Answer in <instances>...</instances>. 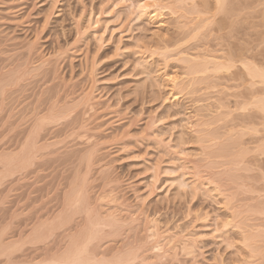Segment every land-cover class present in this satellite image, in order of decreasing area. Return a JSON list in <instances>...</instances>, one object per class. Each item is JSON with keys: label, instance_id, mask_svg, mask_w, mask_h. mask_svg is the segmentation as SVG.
I'll return each mask as SVG.
<instances>
[{"label": "rangeland", "instance_id": "rangeland-1", "mask_svg": "<svg viewBox=\"0 0 264 264\" xmlns=\"http://www.w3.org/2000/svg\"><path fill=\"white\" fill-rule=\"evenodd\" d=\"M161 1L164 2L162 6L170 2ZM132 2L133 0H125L123 3H118L116 0H0V81L2 79L7 81L8 77L5 75L9 71L15 72L19 70L18 67H21L20 70L23 67L22 72L18 71L21 73H18V76L17 71L16 75L12 73L17 78L15 76L13 78L10 74L12 77L9 78L15 80V84L9 85L4 82L3 89L6 90L3 98L0 97V242L3 240L7 244L12 243V240L16 242L23 235L26 237L25 234L29 233L34 219L40 218V215L42 218L46 217V213H43L47 212V209L48 212H52V209L55 210L60 205V195L67 189H65L66 181H71L72 175L74 176V172L77 171L76 166L80 163L77 157L75 159L78 164L76 160L69 159L68 154L72 155V152L68 150L71 146L76 149L73 145L81 142L82 145L84 142L83 136H80L82 140L73 138L75 142L70 143L69 141L72 140H69L60 145V139L63 141L61 137L64 138L65 134L57 139L60 135L58 136L55 131L59 127H55V130L53 126L51 129L55 130L53 132L57 136H53V132L51 136L50 131L47 133L52 140L55 138V142L56 139L59 140L57 143L60 147L55 145L45 153L51 155L53 150L55 151L53 154L57 155L60 152L59 157L50 156L56 158L55 162L54 158L52 160L49 157L46 160L42 158L39 167L38 161L37 164L32 165L33 167L37 165L34 168L38 174L32 171L33 168L30 172H26L29 176L25 173L27 177L20 174V171L15 175L13 172L14 176L8 174L7 177V171L6 174L3 172L7 167L5 163L7 155L5 157L3 155L9 152L13 155L12 151L18 153L17 145L20 147L23 143L21 141H24L20 137L22 132L19 134V131L25 130L30 125H26L24 129L18 128L24 127L19 126L24 119L20 113L22 115L32 113L37 101L36 106L39 105L37 109H43L45 105L48 108V104L58 97L66 102L68 97L65 96L72 94L69 97L71 101L68 99L71 107V103L79 102L83 90L88 91L93 87L94 101L97 103L93 111L82 105H79L78 110L77 104L71 108L73 110L76 108L74 114L78 113L77 119L78 122L80 121L78 124L82 122L87 124L90 134L87 132L86 135L92 134L95 139L100 138L102 144L104 143L101 150H97V153L100 151L99 156L96 153V159H93L91 167L88 166L89 169L87 162L85 166V160L82 164L84 166L78 165L79 168L82 166L79 170L81 174L88 178L85 187L88 189L86 191L90 196L92 207L98 209L100 207L103 215L108 214L107 211L121 214L117 216H123L122 218L128 219V222L134 217L135 231L141 241H145L144 238L148 235L146 228H149L151 224L149 222L155 220L160 233L164 234L161 238L164 249L168 255L175 252L176 261H181L179 264H257V262L259 264L257 258L264 264L263 259L257 257L264 251V244L261 241H258L260 244H251L244 239L245 230L264 234V216L257 213L252 216L247 213L252 219L255 218L251 220L248 215L249 222L245 220L246 223H243L247 226L237 221L242 219L240 217L243 208L264 205L262 199L264 198V153L257 150L258 145L255 144V136L252 134L247 135L251 140L247 136L240 138L237 130L231 138L228 135L229 117L225 115L228 113L226 107L228 101L226 95L220 92L226 85V80L220 79L223 76H220L219 81L217 79L214 82L207 78V82L206 76H203L205 79L200 75L197 78L193 77L195 74L189 67L193 65L192 59L195 56V60L198 57L204 58V55L210 53L211 48L215 49L218 37L212 36L211 28L205 29L196 36L189 20L180 19L179 15L175 14H179L178 12L168 8L163 10L161 19L153 17L152 14L139 19L131 10ZM191 3L188 2L187 6L190 7ZM187 6L186 8H189ZM213 12L211 11V15ZM187 23L190 24V28ZM32 44L35 47L33 52L28 51ZM184 54L186 57L189 56L191 63ZM180 56L185 58L180 59ZM190 56L193 58L191 59ZM174 78L183 82L179 83L177 90L173 89L171 84ZM12 80L10 84L14 82ZM57 90L61 91L57 92ZM47 95L48 97L52 95L54 98L48 99ZM46 97L49 103L46 100L44 104L43 100ZM230 106L236 109L233 102ZM83 110L88 113H84ZM44 111L47 112V109L45 108ZM41 112L42 110H39L38 115L35 109L33 114L41 116ZM33 114L29 115V120L34 117ZM237 114L239 113H234V118L238 116ZM26 121L22 124H27ZM83 123L80 125L82 126ZM78 128L81 130L79 125ZM17 135L23 140L20 138L16 140ZM232 138L238 140L235 141L236 145ZM95 139L93 140L99 142ZM231 140L233 143L230 142ZM78 144L76 150H79V147L83 149V146ZM85 144L84 146L88 147V144ZM237 145H241L242 148ZM237 148H240V151ZM245 148L247 151L244 150ZM218 151L219 153L224 151L225 155L224 153L220 155ZM228 153L235 157H226L229 156ZM62 154L66 156L61 157ZM184 158L187 160H182ZM194 166L195 172L201 171V174L199 171L197 173L207 179L211 176L209 181L214 179L215 184L211 183L209 186L210 184L205 182L203 186H197L198 188L195 189L192 186ZM212 175L215 178H212ZM23 176L26 178L22 179ZM217 185L220 186L219 192L218 187H215ZM230 195L233 198L230 197L232 204L226 206ZM259 198L261 200L258 201ZM36 211H39V214ZM234 212L241 215L235 213L238 216L236 217ZM247 217L245 219H249ZM232 219L236 221L233 224ZM134 234L133 232L132 235ZM183 236L187 241L189 239L187 244L193 243L191 258L184 256V251L181 249L183 242L186 241ZM28 246L26 245L23 251L19 252L20 254L17 253L18 251L14 252L15 254L11 255L12 262L20 260L31 262L33 259L39 261L46 257L42 251L39 252L43 254L35 251L33 246L29 244ZM255 247H260L259 254L255 253ZM1 250L0 264H5L8 260L1 255ZM24 250L29 253L25 252L22 256ZM166 262L170 264V260Z\"/></svg>", "mask_w": 264, "mask_h": 264}, {"label": "bare ground", "instance_id": "bare-ground-1", "mask_svg": "<svg viewBox=\"0 0 264 264\" xmlns=\"http://www.w3.org/2000/svg\"><path fill=\"white\" fill-rule=\"evenodd\" d=\"M116 1L118 3H121V2L123 3L125 0L124 1L123 0H116ZM169 1L170 2L167 3V5L165 4L166 6L165 5L162 6L161 4H163L164 2L161 3L162 2L161 0H136V1L133 0L132 4L130 6L132 7L131 10H132L133 14H137V17L139 19L143 18L144 16H147L148 14H152L153 17L161 19L163 16V10H165L167 8L170 9L171 11L174 10V11L179 13V14H177V13H175V14L179 15L178 17H180V19L183 18V19H186V21H187V19L189 20L190 24L192 25L193 31L195 32V35L197 34L196 36H199V34L202 31H204L205 29H208V28L212 29L210 31V32H212V36L216 35V37H218L216 40L217 41L216 46H218V48H216V46L213 45V46H215V49L212 50V48H211V50L209 51L210 53H208V54L205 53L206 55H204L205 56L204 58L203 57L199 58L197 56L198 58H197V60H195L194 58L196 56L194 58L190 56L191 59L193 58L192 60L194 61V62L192 61L193 65L189 66L191 68V72L193 71V73L195 74L193 77L196 76V78H197V76L199 77V75H200V77L206 76V80L208 78V80L210 79L214 82L217 79H218L217 81H219L220 76H223V78H220V79H222L223 81L226 80V85L223 88V90H221L220 92H222L226 95V98H227L226 101H228V105L226 106L228 108V113H225V115L227 114L226 116L229 117L228 122H227L228 135L231 138L233 136V134H235L239 131L240 138H243L244 136H247L248 134L249 135L252 134L253 136H255V139L253 138L255 141V144L258 145V146L255 145L254 147L256 148V146H257V150L259 152L261 150V153L262 152L264 153V0H169ZM188 2H192L191 6H190L191 8L189 6H187ZM186 6L189 8H186ZM150 10H152V11L150 12ZM211 11H214L212 15H211ZM220 14H222V16ZM188 15H190V16L194 15V17H190V16L188 17ZM219 15H220V17H219ZM190 18H192V19H190ZM184 21L185 20H183L182 22H184ZM190 24H188V27ZM237 25L238 26L241 25V26L237 27ZM213 32H214V34H213ZM210 35H211V33H210ZM32 45H33V47H32ZM32 45L29 47L28 51H31V52L34 51L33 50L35 48L34 44H32ZM203 47H204V45H203ZM204 48L207 49V47H204ZM30 54H32V53H30ZM185 57H186V55H185ZM185 57H181L180 59L185 58ZM186 58L188 59V62L191 63L189 56ZM183 61H184V59H183ZM43 65H44V63H43ZM42 66H40V67L43 69L44 66L43 67ZM189 67L187 66V68H189ZM18 68L20 70L21 67H18ZM38 69H39V67H38ZM19 70H16L17 72L15 71L17 76L19 75L18 73L23 71V67H22V70H20V72H18ZM53 70H55L54 67H53ZM56 71H58V70L56 69ZM187 71H190V70H187ZM10 72L11 71H9V73H8L9 75L8 74L5 75L6 77H8V78H6L7 81H5V79H4V81H2L3 80L2 79L1 81L3 82V84L0 83L1 84L0 85L1 86L0 87V94H2V96L0 95V97H2V98L4 95L3 94L4 90H6V89H3L4 82L8 83L9 85L15 84V80H12L11 78H9V77H12L13 76L12 73L15 74V72H11V73ZM27 72H28V75H30L28 69H27ZM27 72L25 71V73H27ZM44 73H45V71H44ZM54 73H56V72H54ZM14 76H13V78H14ZM17 76H15V78H17ZM22 77H24V75ZM8 79H11L14 82L12 84H10L11 80L9 81ZM203 79H205V77H203ZM202 80H201V82H202ZM208 80H207V82H208ZM212 81H210V82H212ZM199 82H200V80H199ZM179 83H183V82H180V79L176 80L175 78L173 80H171V84L173 85V89H176L178 87V85H180ZM193 84H194V82H193ZM9 85H7V86L10 87ZM215 86H216V84H215ZM211 87H213V86H211ZM218 87H220V86H218ZM179 88H178V90H179ZM92 89H93V87H91L88 91L83 90L81 92L82 93L81 96H80V94H78L80 96V97L78 96L79 102L74 103L72 101L73 103H71V107H70V103L68 104V99L72 94L70 95V93H69L70 96H65V97H68V99H66V102L61 101L59 97L56 98V100H52V98H51L50 100H52V101L50 104H48L49 102L47 100V97L49 95H47V97L44 98V100L42 98L41 99L43 101H45L44 104H46V100H47L48 108H47V105H45L46 107L43 106L44 107L43 109L42 108L37 109V107H39V105L36 106V104H38L37 103L38 101L35 103V105L33 104L36 108L34 106H32L36 109V114H38V115H39V113H37V112L39 110L40 111L42 110V112L40 114L41 116H38V115L35 116L36 114L35 115L33 114V112H35V109H33L34 110L33 111L31 108L30 109L33 112L30 114L34 115V117H31V120H29V118H28L31 116L29 113L27 115L25 113L23 114V115H25V117L27 116L26 119L20 113V115L24 118L23 121L27 120L26 121L27 124L24 125V124H22L23 121L22 122L20 121L21 125H19L20 122L18 125L19 126L23 125L24 127H18V126L17 127L19 129L20 128L24 129L26 125L27 126H28V124H30V125L28 127H26L25 130L21 131V129H20V131H19V134L22 132L20 137H22L24 139V141H21V143L22 142L23 143L20 144V147H18L19 145H17L18 153H15L14 151H12L13 155L11 154V152L4 153V155H3V157H5L7 155V159L5 158L7 161V162L5 161L7 167H5L6 165L5 166L3 165L6 169V170H3V172L5 173L7 171L6 172L7 177H8V174L14 176L17 171H20L19 173L23 174L24 176H26V175L29 176V173L27 174L26 172H30V170H32L34 167L36 168L37 165L39 167V164L42 161V158H44L43 160H46L47 157L50 158L51 155H54L53 153H55V151L53 152V150H51L52 152L51 151L50 152L52 154L50 155V153H47V154L45 153V152H47V150H50L55 145H56L55 147H57V146L60 147V145L63 144V142H66L69 140H72L69 142L73 143L76 141L75 139L76 138L79 139L80 136H83L84 142L82 145H81L82 142L79 144L77 143V144L80 146H83L82 147L83 149H81L79 147V150H76V149H78L76 146L77 144H76V145H73V147L75 146L76 149L72 148V146L70 147L71 150L68 148L70 150V151L68 150V152H72V155L69 153L71 156L68 154V152H65V151L64 152L66 154H68V156L70 157V158L69 157L68 158L70 160L72 158L71 161L77 159L80 162L78 164V161L76 160L78 165H82L85 163V166H86V162H87V164H88L87 168L88 169H89V167H91L93 165L92 164L93 159L94 158L96 159L95 156H96L97 150L100 149L101 147H103L104 143L102 144V142L100 141V138L95 139L92 136V134L91 135L87 134L88 135L87 136L86 133L87 132L89 133V131L86 127L87 124L86 123L84 124L83 122L82 123L84 126L80 125L82 123L78 124L80 122V121L78 122V119H77L78 113H77V115L74 114V113H76L75 112L76 108H78V110H79V107H80L79 105H82L83 107H87V108L89 107L91 109V111L94 110L93 107L96 106L97 103H96V101H94L95 98H94ZM214 89L216 90V88L213 87V90ZM43 91H45V90H43ZM60 91L57 90V92H60ZM50 92H52V91H50ZM42 93H44V92H42ZM56 93L53 94L54 97H56L55 96ZM42 96H43V94H42ZM63 96H64V93H63ZM63 96H62V98H63ZM50 97H53V96L50 95ZM50 97H48V99ZM69 101H71V100L69 99ZM232 102H233V106L235 105L236 109H233L230 106V104H232ZM74 104H77L76 105L77 107L74 108V110H73L71 108H73L75 106ZM40 105L42 106V104H40ZM45 108L47 109V112H45L46 110L44 111ZM89 108H88V110H89ZM31 110L29 112H31ZM84 111L85 110H83V112ZM235 112L239 113V114H237L238 116L236 118H234V116H233ZM84 113H88V112H84ZM21 116L19 117V119L21 118ZM25 121L23 123H25ZM28 122H30V123H28ZM78 125L80 126V129L82 131L84 129L83 132L85 135L82 133L81 130H79ZM53 126H54V128L59 127V129L57 128V131H55L56 128H55V130L51 129ZM84 127H86V128H84ZM225 127H226V124H225ZM76 129L79 131H77ZM53 130L56 132V134L58 136L60 135L59 138H57V139H60L61 135H63V134L66 135V136L64 135V138L61 137L65 141L64 140L62 141L60 139V141H61V143H59L60 145L57 143L59 140L56 139V142H55V138L53 139L54 140L53 141L52 138L50 137V135L52 136L51 132H53ZM199 130H201V129L199 128ZM205 130L207 131V129H205ZM236 130H237V132H235ZM49 131H50V135L47 133ZM56 134H54V132H53V136ZM47 135L49 138H51L50 139L51 142H49L48 137H47L48 139L46 138ZM93 135L96 136V134H94V133H93ZM97 135L99 136L98 133H97ZM210 135H212V134L210 133ZM228 135H226V136H228ZM19 138L17 135L16 140H19ZM22 138H20V139L23 140ZM66 138H68V140H66ZM73 138H75L74 139L75 141H73ZM248 138L250 139V137H248ZM85 139H87V140L85 141ZM91 139L92 140L93 139L99 140L100 143L97 141H94V140L92 141ZM228 140L229 139H227V141ZM43 141H45V142H43ZM235 141H238V140L236 139L233 142L235 143ZM230 142H232V140ZM19 143L20 142L18 141V144ZM85 143L88 144V147ZM216 143L219 144V142H216ZM64 144H66V143H64ZM84 144L86 146H84ZM251 144H252V142H251ZM235 145H236V143H235ZM237 146H239V145H237ZM84 147H87V148H84ZM240 148H242V146ZM55 149H57V148H55ZM233 149H235V148H233ZM59 150H58V152H59ZM244 150L247 151V148H245ZM224 151H222L221 153H224ZM61 152H63V151H61ZM243 152H241L242 156H244ZM59 153L57 155H54V156L59 157ZM98 153H97V156H99ZM218 153H219V151H218ZM218 153L216 152V154H218ZM221 153H219V154L222 155ZM230 154H229V156H226V157L231 158L232 155L230 156ZM245 154H248V153H245ZM45 155H46V157H45ZM63 155L64 154H62L61 157H63ZM224 155H225V153H224ZM254 155L256 156L255 152H254ZM64 156H66V155H64ZM79 156H81V157H79ZM233 157H235V156H233ZM245 157L247 158L246 155H245ZM252 157H254V156H252ZM263 157H264V155H263ZM53 158H54L53 161L55 162V159H56L55 157L52 156L50 159L52 160ZM180 158H182V157H180ZM220 158H221V156H220ZM65 159H66V157H65ZM243 159H244V157H243ZM84 160H85V162H84ZM182 160H187V158H184ZM36 161H38V164ZM53 161H52V163H53ZM213 161L216 162L214 159H213ZM76 162L74 164H76ZM34 163H36L37 165L35 164L36 166L33 167L32 165ZM78 165L77 166L75 165L77 167V169H75V170H77V171L74 172L75 173L74 176L72 175L73 179L71 178L70 179L71 181H66L67 184L65 186V189L66 188L67 189H66V191L63 192L62 195H60L61 196L60 205H58L59 207L58 206L56 207L57 209L56 208H55V210L50 209L52 211V212L49 211L50 213L48 212V209H47V212L44 210L45 211L44 213H43V211L41 212V210H40L41 213H43V214L46 213V215H45L46 217H43L45 219H43L40 215V218L37 217V219H34L35 221L32 220V221H34V223L31 224L32 226L30 227L29 233L25 234L26 237H24V235H23V237L22 238L20 237L21 239L19 238V240H17L16 242L13 240L11 241L12 243L7 241L8 242L7 244H5L6 242H4L3 240H2V242H4V243L0 242L3 244V245L0 244V245H2V248L0 247V249H2L1 255L7 257L6 260H8V262L5 264H144V263L145 264H166L167 263L166 261H169V260H170V264H175L176 262L179 264L181 262L180 260L176 261V255H174L175 252L172 255L167 254V252L164 249L163 244L161 242V238H163L164 234L160 233V230H159L158 225L156 224L155 220H152V221L150 220L151 222H149V223H151V224H150L149 228H146V233H148V235L146 238H144L145 241L144 240L141 241L138 238L137 233L135 231L136 226H135L134 222H136V221H135L134 217L130 222H128V219L122 218L123 216L118 217L121 214L117 213L118 214V216H117L116 212L111 213L110 211H107L108 214L103 215V213L101 212L102 209L100 210V207H99V209H98V207H92V204L90 203L91 202L90 196L87 193L88 191H86L88 189H87V187H85V186H87L86 181L88 178L86 179L87 176L84 174H81V172L79 171L80 168H82V166H84V165H82L80 168ZM35 168L32 171L35 172L36 174H38L35 171ZM212 168H214V167H212ZM215 168H217V167L215 166ZM196 169H197V167H196ZM185 170H186V168H185ZM37 171H39V170H37ZM198 171L195 172V166H194V171H193L194 174H192L193 175L192 179H194V181H192V182H194L193 183L194 185H192V186H194V188L197 189L198 188L197 186H203L205 182L209 183L210 184L209 186H211V183H213L214 179L212 181H209V179L211 177L210 175H209L210 176L209 179H207L205 176L204 177L200 176L197 173ZM184 172H186V171H184ZM199 172L201 174V171H199ZM25 173H26V175H25ZM31 174H33V173L31 172ZM31 174H30V176H31ZM213 174H214V172H213ZM227 175H229V174H227ZM24 176L22 177V179L27 177V176L26 177H24ZM68 177H71V176H68ZM187 177H188V175H187ZM189 177H191V175ZM212 178H215V177H213V175H212ZM263 178H264V176H263ZM64 180H66V179H64ZM213 184H215V182ZM216 184H217V182H216ZM223 186H225V185H223ZM261 186H263V185H261ZM215 187H218L217 191L219 192L220 186L217 185ZM194 188L192 190H194ZM238 189H240V188H238ZM253 189H254V187H253ZM56 191H57V189H56ZM246 192H248V191H246ZM46 193H47V191H46ZM244 196H247V195H244ZM228 197L230 198L231 195ZM51 198H50V200H51ZM231 198L229 199V201H227L228 204H226V206H228L229 204L231 206V204H232V203H230ZM262 199H264V198H262ZM259 200H261V199L259 198L258 201ZM247 204H246V206H248ZM93 205H95V204H93ZM260 205L261 204H259L255 208L254 207H247V209H246V207H245V209L243 208L242 211H243V213H245L244 216H243V213H242V215H241V213H237L240 211V209H239V211L234 212V214L236 213L237 215L240 214L242 216V217H240V218H242L241 221L239 218H237V219H239L237 221L240 222L241 224L246 223L247 221L249 222L250 218H251V220L255 219V218L252 219V217H251V215L253 216L254 213H255V215H256V213L259 215L262 214V217H263L264 216V205L263 206L262 205L260 206ZM49 206H51V205H49ZM233 206H234V208H236L235 205H233ZM239 206L243 207L245 205L243 204V206H241L239 204ZM252 206H253V204H252ZM238 207H237V209H238ZM36 212H38V214H39V211H36ZM247 213H250L251 215L247 214ZM236 214H235V216H236ZM248 215H250V218L247 217ZM233 216H232V218H233ZM235 216H234V219L236 217H238V216H236V217ZM246 217L249 219H245ZM262 217H261V219H262ZM130 218H132V216ZM256 218H257V216H256ZM258 218L260 219V217H258ZM234 219H232V221ZM136 220H137V218H136ZM245 220H246V222H245ZM262 221L263 220H261V223H262ZM235 222L233 221L232 224ZM255 222H258V220L257 221L255 220ZM243 225L247 226V224H243ZM249 225H250V223H249ZM258 225H261V224H258ZM239 226L240 225L238 224L237 227L239 228ZM248 227H250V226H248ZM248 227H246V228H248ZM252 227H254V226H252ZM256 227H254V228H256ZM259 229L257 228V230H259ZM263 229H262V231H260L261 233L263 232ZM23 230H24V228H23ZM241 230H242V228H241ZM140 231H138V232L141 234ZM23 232H21V233H23ZM133 232L135 233L134 235H132ZM143 232H144V230H143ZM19 233H20V230H19ZM163 233H165V232H163ZM244 234H245L244 239L246 240V242H250L251 244L252 243L258 244L259 243L258 241H261L264 244V234L252 233L251 230H250V232L248 230H245ZM20 235L22 236V234H20ZM169 236H170V234H169ZM140 237H141V239H143L142 236H140ZM183 237H184V240H186V241H184V242L182 241L184 243V245L182 244L183 247L181 249L184 251V256L186 255L189 258H191L190 255H192L191 253H192L193 249L191 250V248H192L193 243L190 241L192 244L191 245L187 244L189 239L187 241V239H185V236H183ZM183 237H180V238H183ZM0 238H1V236H0ZM186 238H188V236ZM28 244L33 246L35 251H37V252L42 251L46 255V257L44 256V258H43V256H42L43 259H39V261H37V260L35 261V259H33L31 262H28L25 260L24 261L20 260L19 262H17V261L12 262L13 257L11 255H14L16 253V251H18L17 253H19V252L21 253V251H23V248H25L26 245L28 246ZM246 245H247V243H246ZM259 249H260V247H255V253L257 252L256 254H259L258 253V251H260ZM25 252H26V250H24V254L22 252V254H23L22 256L25 255ZM39 253H41V252H39ZM43 253H41V254H43ZM32 257H33V255H32ZM257 257H259L261 260L263 259V262H264V251L260 252L259 256H257ZM148 258H150V259H148ZM253 259H255V258H253ZM149 260H151V261L149 262ZM174 260H175V263H174ZM256 260L259 261V264L260 263L262 264V262L258 258ZM257 264H258V262H257Z\"/></svg>", "mask_w": 264, "mask_h": 264}]
</instances>
